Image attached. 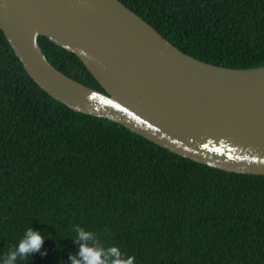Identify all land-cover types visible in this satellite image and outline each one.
I'll return each instance as SVG.
<instances>
[{"label":"trees","instance_id":"16d2710c","mask_svg":"<svg viewBox=\"0 0 264 264\" xmlns=\"http://www.w3.org/2000/svg\"><path fill=\"white\" fill-rule=\"evenodd\" d=\"M120 1L198 60L264 67V0ZM39 42L55 68L105 93L76 54ZM77 227L89 246L136 264H264V175L192 161L73 111L31 79L0 28V256L33 228L48 255L13 264H71Z\"/></svg>","mask_w":264,"mask_h":264},{"label":"water","instance_id":"95a60500","mask_svg":"<svg viewBox=\"0 0 264 264\" xmlns=\"http://www.w3.org/2000/svg\"><path fill=\"white\" fill-rule=\"evenodd\" d=\"M0 28L31 79L73 111L192 161L264 175V67L198 60L120 0H0ZM40 36L76 54L105 93L55 68Z\"/></svg>","mask_w":264,"mask_h":264},{"label":"clouds","instance_id":"9594fccd","mask_svg":"<svg viewBox=\"0 0 264 264\" xmlns=\"http://www.w3.org/2000/svg\"><path fill=\"white\" fill-rule=\"evenodd\" d=\"M76 243L79 244V257H69L71 264H109L108 257H116L111 260L110 264H136V258L130 256L127 260L121 259L120 251L115 248H109L106 251L95 246H89L88 241L92 239V234L77 227ZM45 237L40 231L33 228L26 229L15 244L14 251H11L6 256H0V264H13L17 256L27 260L29 257L33 258L37 253L41 257L48 255L47 250H43L45 244ZM59 247V245H58Z\"/></svg>","mask_w":264,"mask_h":264}]
</instances>
